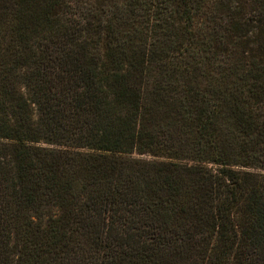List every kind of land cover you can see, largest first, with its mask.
Listing matches in <instances>:
<instances>
[{
    "label": "trees",
    "instance_id": "trees-1",
    "mask_svg": "<svg viewBox=\"0 0 264 264\" xmlns=\"http://www.w3.org/2000/svg\"><path fill=\"white\" fill-rule=\"evenodd\" d=\"M191 1L173 0L181 31L198 16ZM249 2L262 9L237 0L213 38L238 65L205 70L206 87L187 95L195 139L183 165L131 157L174 158L139 126L132 18L109 12L112 0H0V264H264V31L241 36H262L256 54L232 42ZM205 47L208 63L218 49ZM231 71L245 84L240 74L210 88Z\"/></svg>",
    "mask_w": 264,
    "mask_h": 264
},
{
    "label": "rangeland",
    "instance_id": "rangeland-1",
    "mask_svg": "<svg viewBox=\"0 0 264 264\" xmlns=\"http://www.w3.org/2000/svg\"><path fill=\"white\" fill-rule=\"evenodd\" d=\"M116 1L112 0L111 6L106 3L109 6L108 11L118 12L123 17L133 19L132 22H126L124 28L127 31H123L130 34V40L125 45L126 49L140 51L144 55L142 74L137 73L132 77V82L140 91L143 107L138 118L139 126L154 132L158 141L170 145L172 152L174 150L172 159L164 155L157 156V153L134 152L131 157L144 161L163 159L190 165L193 158L189 147L195 139L191 124L194 104L187 95L191 90L195 91L196 87L199 89L206 87L207 80L201 78L205 70L209 69L216 74L223 72L227 62H230V65H238L240 60L238 55L228 53L226 50V48L230 50L227 47L230 44L228 40L221 46L213 42L214 34L217 32L215 30L226 29V21L229 17L226 16L227 8L235 6L237 0L191 1V11L197 12L198 16L191 24L193 28L188 31H181L182 15L175 11L173 0H141L132 3L129 8H117ZM80 2L83 7L89 9L93 0H80ZM260 2L261 10L257 6L253 7L249 2L233 16V19H239L234 23H240L238 29L232 30L239 31L240 34L238 41H232L237 46L235 52L240 55L256 54L257 46L262 43L260 35L257 38L254 36L241 38L249 31L252 32L253 27L259 28L261 32L264 31V20L261 18L264 17V0ZM144 5L147 8L149 5L152 6L150 10L148 9V13L142 11ZM137 7L138 11H141L140 14H137ZM129 30H135L137 34ZM208 42L211 46L217 47L218 52L213 55L214 59L208 60L207 63L201 51L206 49L205 44ZM240 74V83L245 84L244 74L241 71ZM240 74L231 71L230 76L223 80L211 76L210 88L222 92L224 89L230 90L233 84H239ZM225 95L228 97L229 92L226 91ZM207 166L216 168L210 164Z\"/></svg>",
    "mask_w": 264,
    "mask_h": 264
}]
</instances>
